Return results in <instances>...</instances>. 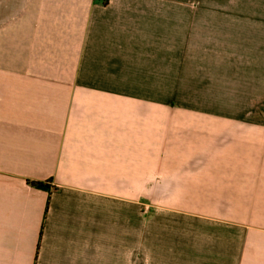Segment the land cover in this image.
Returning <instances> with one entry per match:
<instances>
[{"label": "crops", "instance_id": "obj_1", "mask_svg": "<svg viewBox=\"0 0 264 264\" xmlns=\"http://www.w3.org/2000/svg\"><path fill=\"white\" fill-rule=\"evenodd\" d=\"M199 32L225 115L160 111ZM0 264H264V0H0Z\"/></svg>", "mask_w": 264, "mask_h": 264}, {"label": "rangeland", "instance_id": "obj_2", "mask_svg": "<svg viewBox=\"0 0 264 264\" xmlns=\"http://www.w3.org/2000/svg\"><path fill=\"white\" fill-rule=\"evenodd\" d=\"M199 14H204L199 8ZM204 26V24H199ZM204 34V31H201ZM199 32V38L196 44V53L187 55H166L167 69H174L173 71L166 72V86L161 88L166 97L165 108L163 104H159L160 111L164 110L166 113L171 112H197L198 114H205L211 112L215 115H225V49H218L223 45V42L213 39L206 40L201 38L202 34ZM173 40L167 39L172 43ZM193 41V40H192ZM216 42V43H215ZM220 43V44H219ZM207 44L215 46L214 48L206 47ZM173 46V44L171 45ZM162 57L160 56V62ZM152 65V64H151ZM182 70V80H175L176 83L181 82L182 85H173V74L178 76V70ZM184 74V75H183ZM186 78V79H184ZM157 105V104H156ZM152 108L157 111V106ZM192 122L209 123L214 128H225V120H208V119H193ZM157 176L158 173L154 172L151 176L150 182V200L142 201L150 203L151 206H158L156 199L157 191ZM136 191H141V184H138Z\"/></svg>", "mask_w": 264, "mask_h": 264}, {"label": "trees", "instance_id": "obj_3", "mask_svg": "<svg viewBox=\"0 0 264 264\" xmlns=\"http://www.w3.org/2000/svg\"><path fill=\"white\" fill-rule=\"evenodd\" d=\"M31 185L33 187H36V188H39V189H43V190H48L49 189L47 184H45L43 182H31Z\"/></svg>", "mask_w": 264, "mask_h": 264}]
</instances>
